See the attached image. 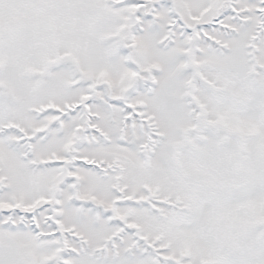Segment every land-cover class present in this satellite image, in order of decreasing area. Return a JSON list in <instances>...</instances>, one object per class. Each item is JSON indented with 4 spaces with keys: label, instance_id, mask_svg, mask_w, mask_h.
Segmentation results:
<instances>
[{
    "label": "snow or ice",
    "instance_id": "6c2138e0",
    "mask_svg": "<svg viewBox=\"0 0 264 264\" xmlns=\"http://www.w3.org/2000/svg\"><path fill=\"white\" fill-rule=\"evenodd\" d=\"M0 264H264V0H0Z\"/></svg>",
    "mask_w": 264,
    "mask_h": 264
}]
</instances>
